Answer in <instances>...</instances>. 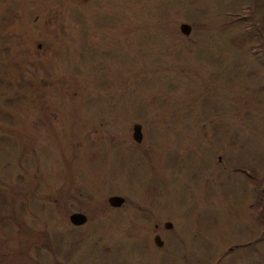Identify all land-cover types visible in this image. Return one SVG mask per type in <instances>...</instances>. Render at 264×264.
Returning a JSON list of instances; mask_svg holds the SVG:
<instances>
[{
	"label": "rangeland",
	"instance_id": "obj_1",
	"mask_svg": "<svg viewBox=\"0 0 264 264\" xmlns=\"http://www.w3.org/2000/svg\"><path fill=\"white\" fill-rule=\"evenodd\" d=\"M262 40L264 0H0V264H264Z\"/></svg>",
	"mask_w": 264,
	"mask_h": 264
},
{
	"label": "water",
	"instance_id": "obj_2",
	"mask_svg": "<svg viewBox=\"0 0 264 264\" xmlns=\"http://www.w3.org/2000/svg\"><path fill=\"white\" fill-rule=\"evenodd\" d=\"M190 25L187 23H180L178 25V30L183 35H188L190 32ZM141 126L139 123H133L131 126V138L135 142H140L141 140ZM124 199L118 195H111L107 198V203L110 206H120L123 203ZM68 220L73 225H81L86 221V216L81 212H72L68 215ZM171 226L170 222H166L165 227L169 228ZM153 242L155 246L159 247L162 245L161 239L155 235L153 237Z\"/></svg>",
	"mask_w": 264,
	"mask_h": 264
},
{
	"label": "flooded vegetation",
	"instance_id": "obj_3",
	"mask_svg": "<svg viewBox=\"0 0 264 264\" xmlns=\"http://www.w3.org/2000/svg\"><path fill=\"white\" fill-rule=\"evenodd\" d=\"M166 222H169V221H164V222H162V227L164 228V229H169V228H171V226L169 227V228H166L165 227V224H166ZM157 223H154L153 224V227L154 228H157ZM155 235H157L159 238H160V236L157 234V233H154V235H153V237L155 236ZM153 237H152V241H153ZM161 241H162V239H161ZM153 244H154V242H153ZM162 244H163V241H162ZM155 245V244H154ZM162 246V245H161ZM161 246H159V247H161ZM157 247V246H156Z\"/></svg>",
	"mask_w": 264,
	"mask_h": 264
},
{
	"label": "trees",
	"instance_id": "obj_4",
	"mask_svg": "<svg viewBox=\"0 0 264 264\" xmlns=\"http://www.w3.org/2000/svg\"><path fill=\"white\" fill-rule=\"evenodd\" d=\"M262 44H264V40H262Z\"/></svg>",
	"mask_w": 264,
	"mask_h": 264
}]
</instances>
